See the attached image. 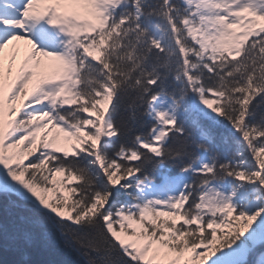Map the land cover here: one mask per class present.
Listing matches in <instances>:
<instances>
[{
  "label": "snow or ice",
  "instance_id": "6c2138e0",
  "mask_svg": "<svg viewBox=\"0 0 264 264\" xmlns=\"http://www.w3.org/2000/svg\"><path fill=\"white\" fill-rule=\"evenodd\" d=\"M0 264H264V0H0Z\"/></svg>",
  "mask_w": 264,
  "mask_h": 264
}]
</instances>
